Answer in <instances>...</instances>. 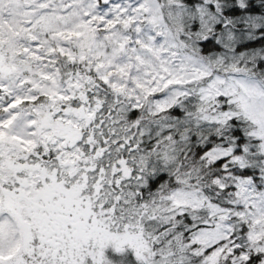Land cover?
Here are the masks:
<instances>
[{
    "label": "snow or ice",
    "instance_id": "1",
    "mask_svg": "<svg viewBox=\"0 0 264 264\" xmlns=\"http://www.w3.org/2000/svg\"><path fill=\"white\" fill-rule=\"evenodd\" d=\"M0 264H264V0H0Z\"/></svg>",
    "mask_w": 264,
    "mask_h": 264
}]
</instances>
